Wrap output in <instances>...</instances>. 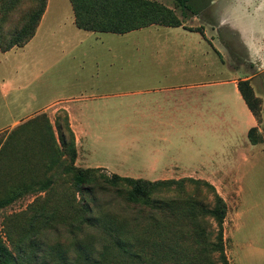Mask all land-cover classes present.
<instances>
[{"label":"trees","instance_id":"obj_1","mask_svg":"<svg viewBox=\"0 0 264 264\" xmlns=\"http://www.w3.org/2000/svg\"><path fill=\"white\" fill-rule=\"evenodd\" d=\"M70 1L76 25L90 32L125 34L151 25L184 26L174 9L155 0ZM203 3L175 0L184 18L200 15ZM47 7L48 0H0L1 51L27 45ZM17 11L19 23L9 27ZM184 27L203 33L201 28ZM238 89L259 122L260 99L250 79L240 80ZM62 119L56 127L58 142L46 114L7 137L0 134V176L11 177L18 163L45 165L46 174L56 166L64 170L62 196L53 179L0 184V211L28 195L45 193L31 203L19 227L8 226L5 237L0 234V264H230L224 241L228 206L214 185L193 177L151 181L79 167L75 133L69 118ZM26 130L32 133L27 135L28 151L19 156L16 147L13 155L14 138ZM248 138L253 145L262 143L257 127L249 130ZM109 188L124 206L123 214L115 210L119 204L95 197V191ZM59 225L64 235H50L48 231Z\"/></svg>","mask_w":264,"mask_h":264},{"label":"rangeland","instance_id":"obj_2","mask_svg":"<svg viewBox=\"0 0 264 264\" xmlns=\"http://www.w3.org/2000/svg\"><path fill=\"white\" fill-rule=\"evenodd\" d=\"M158 1L174 9L187 25H206L211 29L209 34H216L217 41H214V45L221 50V53H217L214 49L211 50V77L214 82L215 80L252 77L251 85L260 99L259 122L248 117L242 106L243 100L239 92L234 93L232 84L212 90L214 94L216 91H222L223 95L228 94V107L226 108L225 103L223 104V109H227L228 122L221 123L218 118L220 105H213L214 112L210 114V121H207L209 128L205 129L199 126L178 128V125L191 124L189 122H143L141 97L139 95L125 96V93L138 92L146 87V85H141V67L138 56L134 58L132 70L134 85H110L111 92L117 93L118 96L107 101L109 104L99 99L94 103L88 102L90 107L91 104L97 106L91 107L92 110H96L93 114L97 120L83 123L85 128L84 134L82 132L83 146L80 150L85 151L87 157L84 161L81 157L79 164L77 159L76 164L86 168L108 167L107 170L101 168L99 171V174L108 176L117 174L155 181L162 179L161 175L165 173L172 176L171 179L193 177L211 182L229 207L224 230L227 231L229 238L230 235L233 237L231 250L234 264H264V0H202L204 3L200 15H190L188 18L183 17L182 10L176 6L175 0ZM56 4L57 0H53L51 13L55 12ZM20 17L17 11L12 16L9 27L17 25ZM141 33L144 32L141 30L132 32L134 50L135 47L140 46V40L136 36H140ZM190 37L188 42L191 45L194 39L200 36L190 33ZM225 57L228 67L222 63ZM12 60L10 54L7 56V63L4 64L0 54V134H4L5 137L18 127H10L16 118L28 115L40 108L47 99H53L57 93L61 92L62 86L44 85V77L34 84L22 85L25 78L31 79L32 75L28 74L27 69L19 73L17 70H12ZM3 80H9L11 83L14 80L17 84L1 85ZM94 86L103 89L108 85ZM80 88L83 87L71 85L68 90L64 88V94L78 93ZM3 90L7 92L4 94ZM66 116L68 117L64 112V115L60 114L57 117L55 123H51L56 132L57 142L59 140L56 127L63 123L62 117ZM69 125L73 130L77 123L69 122ZM256 125H258V135L262 138V143L252 145L247 132ZM26 131L19 135L17 140L14 138L13 155L16 147L19 156H21L20 151H28L27 135L31 137L32 133ZM148 133L161 135V138L148 137ZM149 146L160 147L161 150L169 153L176 159L174 165L178 162V167L168 170L149 169L148 164L141 160L143 151L147 152ZM243 156H247V159L243 160ZM166 164H168L167 167L172 166L170 161ZM228 169H234L236 174L239 183L235 187L227 185V181L222 180ZM13 172L11 177L1 175L0 184L8 185L21 180L29 181L32 178L35 181L53 179V185L57 187V195H64L62 166H56L52 172L46 174L45 165L18 163L17 169L13 168ZM31 173L34 177H31ZM208 177L211 180L207 179ZM109 189L95 191V197L98 201L119 204L115 210L118 214H123L124 206L121 205L115 191ZM238 190L240 191L239 198ZM39 196L44 197L45 193L28 195L0 211V234L3 237H5L6 227L11 225L19 227L22 224L23 214L29 211V206ZM238 212L239 217L236 219ZM233 226L234 229H231ZM48 232L52 236L57 233L64 235L65 229L63 225H59L56 230ZM70 256L74 257L73 252Z\"/></svg>","mask_w":264,"mask_h":264},{"label":"crops","instance_id":"obj_3","mask_svg":"<svg viewBox=\"0 0 264 264\" xmlns=\"http://www.w3.org/2000/svg\"><path fill=\"white\" fill-rule=\"evenodd\" d=\"M52 1L48 0L47 10L34 38L21 48H14L5 53L0 49V54L4 64L7 63V56L12 55V70H17L19 73V71L27 69L28 74L32 75L31 79L25 78L22 85L34 84L44 77V85H62L61 92L57 93L53 99H47L40 108L33 110L28 115L16 118L10 127L20 126L40 114H46L53 124L57 117L60 114L64 115L65 112L70 123H77L73 131L76 137L78 164L81 157L82 161L87 157L86 152L80 150L83 146L85 128L83 123L97 120L93 114L96 110L91 109V107L97 106L91 104L90 107L88 102L94 103L99 99L106 103L115 99L118 94L111 92L110 85H134L132 70L135 57L139 56L141 85H146V87L138 92L125 93V96L139 95L141 97L143 122H189L191 124L178 125V128L199 126V128L205 129L209 128L207 121H210V114L214 112L213 105L221 106L220 112L217 113L220 122H228L227 109H223V104L225 103V107H228L229 96L228 94L223 95L222 91H216L214 94L212 90L232 84L234 93H237L239 92L238 82L252 78L248 76L233 80H215L216 82L212 80L211 50L214 49L217 53H221V50L214 45L216 34H209L211 29L206 25H187L184 21V26L201 28L203 33L189 31L184 26L163 25H151L132 31L141 30L144 32L140 36H136L140 40V46L135 47L134 50L132 32L115 34L83 30L76 25L75 13L70 0H57V8L55 12L51 13ZM190 33L200 36L198 39L196 37L191 45L188 42L191 38ZM117 43L122 44L117 45ZM207 59H209L208 62ZM226 59L225 57L222 63L228 67ZM16 84L14 80L13 83L3 80L1 85ZM71 85H81L83 88H80L78 93L64 94V88L68 90ZM94 85L108 86L100 89ZM6 92L3 90L2 93ZM241 99L243 100L242 96ZM107 103L109 104V102ZM242 106L248 117L258 123L244 100ZM249 122L251 123V121ZM72 126L74 127V124ZM254 127H258V125ZM153 136L161 138V135L148 133V137ZM149 147L147 152L143 151L141 159L148 164L149 169L168 170L178 167V162L174 165L176 159L169 153L161 150L160 147ZM246 159L247 156H243V160ZM167 161L172 163L171 167H167L169 164H166ZM78 166L83 167L82 165ZM95 168L108 169L105 166ZM161 178L159 180L171 179L172 176L164 173ZM207 179L211 180L210 177ZM222 180L227 181V185L231 187H235L239 183L234 169H228ZM222 184L224 183L222 182ZM239 192L238 190V198ZM237 204L239 205V200ZM238 217L239 212L236 214V219ZM231 229H234V226ZM230 238L227 231L224 230L226 255L229 263L234 264L233 251L231 250L233 247L232 235Z\"/></svg>","mask_w":264,"mask_h":264}]
</instances>
